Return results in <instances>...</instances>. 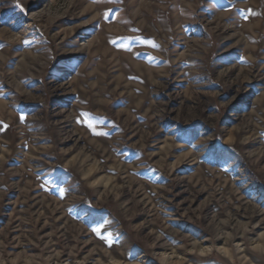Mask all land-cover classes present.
Returning a JSON list of instances; mask_svg holds the SVG:
<instances>
[{
	"label": "rangeland",
	"instance_id": "374dc122",
	"mask_svg": "<svg viewBox=\"0 0 264 264\" xmlns=\"http://www.w3.org/2000/svg\"><path fill=\"white\" fill-rule=\"evenodd\" d=\"M0 264H264V0H0Z\"/></svg>",
	"mask_w": 264,
	"mask_h": 264
},
{
	"label": "snow or ice",
	"instance_id": "6c2138e0",
	"mask_svg": "<svg viewBox=\"0 0 264 264\" xmlns=\"http://www.w3.org/2000/svg\"><path fill=\"white\" fill-rule=\"evenodd\" d=\"M16 7L20 8L21 11H24V9L22 8V6L18 3L16 5ZM106 15V14H105ZM249 15H255L254 12H251V10L249 11ZM248 17L245 16V19H247ZM141 43H147L148 45H150L151 47H158L153 41L148 40V41H140ZM21 119H23V117H21ZM89 128H92L93 126L91 124L88 125ZM95 135H102V133L99 132H94Z\"/></svg>",
	"mask_w": 264,
	"mask_h": 264
}]
</instances>
